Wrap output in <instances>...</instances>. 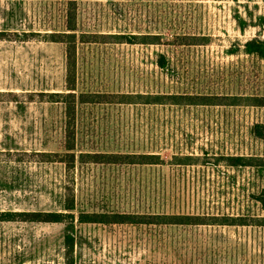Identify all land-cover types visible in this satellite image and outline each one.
<instances>
[{"label": "rangeland", "instance_id": "1", "mask_svg": "<svg viewBox=\"0 0 264 264\" xmlns=\"http://www.w3.org/2000/svg\"><path fill=\"white\" fill-rule=\"evenodd\" d=\"M0 34V212L71 214L65 201L74 197L76 264H264V209L255 199L264 172L229 162L264 158V141L252 135L264 107L147 99L264 97V61L244 52L264 39V0H0ZM64 34H76V96L96 100L75 105L71 152L68 103L58 95L69 93ZM105 154L164 162L91 158ZM80 214L208 224H81ZM69 224L0 222V264H64Z\"/></svg>", "mask_w": 264, "mask_h": 264}, {"label": "trees", "instance_id": "2", "mask_svg": "<svg viewBox=\"0 0 264 264\" xmlns=\"http://www.w3.org/2000/svg\"><path fill=\"white\" fill-rule=\"evenodd\" d=\"M73 15H71L73 22ZM70 31H76V25L73 24L68 27ZM4 34H0V37ZM68 39L67 47V76H66V90L68 94H58L64 97L66 104V118L68 119V126L65 130V149L68 152L75 150V105L77 102L81 103H94L96 100H86L87 95L81 94L79 97L76 95V80H77V66H76V34H64ZM244 52L253 57H257L264 61V39L254 38L248 41L244 45ZM162 68L165 64L162 63ZM119 98V96H106ZM129 96H120V98H128ZM145 98V96H140ZM151 102L150 105H175V106H219L223 105L220 100L226 101H242L248 106L252 107H264V97H215L206 95H188V94H169L148 96ZM236 103V102H235ZM232 105H236V104ZM253 137L264 141V125L256 124L252 130ZM69 157L75 158L74 154H67ZM91 157V155H89ZM91 158L101 159L102 163L116 164V165H161L164 160L159 154H105V155H93ZM231 167H257L259 172H264V158L256 157H229ZM258 163V164H257ZM255 199L261 204L264 209V192ZM65 208L71 214L58 213V212H13L6 211L0 212V222H27V223H66L67 220H71L65 230L64 234V264H76L75 246L79 241L77 235L74 232V221L76 219L75 214L72 212L76 209V203L74 197L67 198L65 201ZM226 221L236 222L234 218H227ZM241 219V218H238ZM203 217L200 216H186V215H147V214H80L78 222L81 224H103V225H117V224H129V225H206ZM218 221V220H216ZM245 223V222H243ZM247 223V222H246ZM260 226H264V218L262 221H258ZM73 224V225H72ZM72 225V226H70ZM232 225V224H227ZM247 225V224H246Z\"/></svg>", "mask_w": 264, "mask_h": 264}]
</instances>
